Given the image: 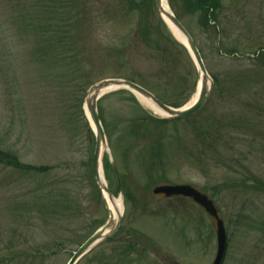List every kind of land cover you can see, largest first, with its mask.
Wrapping results in <instances>:
<instances>
[{"label": "rangeland", "instance_id": "374dc122", "mask_svg": "<svg viewBox=\"0 0 264 264\" xmlns=\"http://www.w3.org/2000/svg\"><path fill=\"white\" fill-rule=\"evenodd\" d=\"M220 2L208 27L181 9L177 16L208 73L224 78L228 88H213L198 112L161 128V157L138 150L143 146L135 143L143 138H120L136 111L129 93L114 89L98 100L108 125L103 156L111 155L129 195L121 196L114 171L104 170L111 191L122 198V221L115 241L102 242L77 264L117 257L127 240L139 242L129 254L131 264H211L216 233L210 218L191 198L151 192L165 183H190L214 199L227 235L222 264H264V76L255 79L253 69L256 54L264 51V0ZM159 17L153 0H0V147H11L24 163L50 167L25 175L0 164V259L21 251L16 264H66L106 220L91 181L94 137L79 104L93 82L129 77L142 85L158 83L170 105L192 98L196 67ZM144 19L153 31L147 36L141 32ZM40 35L57 54L54 66L33 59ZM240 73L251 78L238 85ZM39 179L64 180V193L75 204L57 203L68 207L58 214L59 205L39 192ZM63 229L71 232L62 240Z\"/></svg>", "mask_w": 264, "mask_h": 264}, {"label": "water", "instance_id": "95a60500", "mask_svg": "<svg viewBox=\"0 0 264 264\" xmlns=\"http://www.w3.org/2000/svg\"><path fill=\"white\" fill-rule=\"evenodd\" d=\"M164 3H166L164 7ZM156 7L161 18L170 27L176 38L186 47L189 55L198 72V76L202 78V84L198 91L196 99L185 105L174 107L161 101L154 93L142 85L120 77H107L93 82L87 89L83 97L84 114L89 122L90 129L94 135V150L92 158V170L94 178L99 189L102 201L108 213L106 221L90 234L71 254L66 264H76L83 256L96 247L100 242L106 240L114 234L119 228L123 216L122 198L119 197L122 208L116 214H112L108 208L106 196L107 192L110 199L116 198L110 191L107 181L104 177L102 165V156L105 147L108 148V141L102 122L98 114L97 101L106 92L114 89H127L131 91L138 99L146 102L155 111H159L164 118L181 119L191 116L198 112L206 102L213 88V79L208 73L204 64L201 53L185 26L177 18L167 3V0H155ZM110 154V153H109ZM110 157V156H109ZM112 166L115 169L116 165L110 157ZM152 193L160 197L186 196L190 197L194 202L199 204L208 217L210 218L216 233V252L211 264H222L224 259L227 235L224 220L220 214V210L215 201L209 195L193 184L190 183H165L158 184L152 187ZM122 196V193H121Z\"/></svg>", "mask_w": 264, "mask_h": 264}, {"label": "trees", "instance_id": "16d2710c", "mask_svg": "<svg viewBox=\"0 0 264 264\" xmlns=\"http://www.w3.org/2000/svg\"><path fill=\"white\" fill-rule=\"evenodd\" d=\"M170 3V6L174 9L175 13L178 15L180 9L186 13V14H194L198 17V21L202 26L208 27L209 25H214L217 19V15L219 10H221L222 6H221V2L220 0H168ZM25 17V14H22ZM179 17V16H178ZM160 22L164 25V27L166 28L167 32L169 33L170 36V40L172 42H175L173 44H175V46L179 47L180 50L183 51L184 55H186L188 58H190L189 53L187 51V49L185 48V46L183 44H181L178 40H176V38L172 35V33H170L169 28L167 27V25L162 21L161 18ZM142 29L141 32L147 36L152 34V27L150 26V23H148L145 19L144 21H142ZM27 27H30L31 24H27ZM46 28V27H45ZM49 29L46 28L45 32L48 31ZM43 33V31H42ZM47 34V33H46ZM40 37L42 38V35L39 36V38H37V40L35 41V46L34 48L32 47V55H37L35 56L33 59L35 62H40L42 64H49V66H54L58 63V58H57V54L50 52V49H46V47L44 46V42L42 43V39L41 41H39ZM39 43L41 45H39ZM47 46H49V44H47ZM169 46H171L169 44ZM50 47V46H49ZM167 49V46H166ZM254 66L253 69L255 72H257L255 79L257 78H261L262 76H264V51L259 52L258 55L256 54V60L254 62ZM45 70H47V67H42ZM44 72V71H42ZM252 72V71H251ZM246 77L251 78L250 75H247L246 73L242 76V73L237 74L236 78H235V83L239 84H243L242 81L246 80ZM50 78V77H49ZM185 78V77H184ZM182 78V80L184 79ZM213 81H214V87H220L223 91L228 88L226 87V80L224 78H219L215 75H212ZM46 79V78H44ZM51 80H53L54 78L51 77ZM232 83H234V80L232 81ZM146 85V84H144ZM148 88L153 89L156 91L157 96L162 99L163 101H166L168 103H171L168 101L166 94H165V89H163L162 87H159L160 85H158V83H152L151 85L147 84ZM146 85V87H147ZM232 87H234L232 85ZM119 91H125L127 93H129V95H127V98L129 100H131V102L134 104V106L136 107L134 111L135 113L133 115H130V117L126 120L127 122V128L124 130V132L122 134H120V138L123 137L124 135H128L132 137V140L135 142H137L140 138H143L142 143H135L136 146H143L141 147V149H138L139 151H142V149H146L148 150L149 154L155 158H158L159 156L161 157V150L164 148V143H163V137H164V133L161 131L162 127H165V125H167L168 123H172L175 124L179 121H182L184 119H188L189 117H185L183 119H178V120H174V119H168V118H162L159 117L155 114H153L151 111L149 112L148 109H146L137 99L136 97L129 91L125 90V89H121ZM86 91H84L81 100H80V111L82 113V116L84 118L85 121V125L88 129L89 132V136L90 139H92V131L89 129V124L88 121L85 117L83 108H82V101H83V96L85 94ZM172 104H176L178 105V103L173 102ZM64 106H66V104H64ZM100 112V111H99ZM138 112H141L138 113ZM103 123H104V128L106 129L105 131H108V125L107 122L104 120V118H102ZM93 140V139H92ZM140 144V145H138ZM135 146V147H136ZM145 146V147H144ZM92 158V156H91ZM92 161V159H91ZM0 164L2 165H7L10 166L13 169H16L18 172L23 173L25 175H28V173H44L47 172L49 170V166L47 165H32V164H27L24 163L23 161H21L20 156L15 152L14 149H12L11 147H0ZM103 164H104V169L106 174L109 173L110 170L112 169L111 163L108 159L107 156H105L103 158ZM90 172L92 173V166L90 168ZM93 174V173H92ZM256 178V177H255ZM46 179H39L38 182L40 183V189L39 192L43 193V196H48L51 198V201H55L56 203L54 204V206H58L59 204L57 203H69L71 206L75 204V201H69V199L66 197L67 193H64L66 190V187L61 184L64 182L63 181H58V180H54L53 182H46ZM91 181L94 182V185L96 187V183H95V179H91ZM60 185V188H57V185ZM121 184V188L122 191L125 192V195H129L128 192H126L123 184L120 182ZM97 188V187H96ZM57 190H59L57 192ZM98 190V189H97ZM119 190V185H117V191ZM36 192V191H35ZM59 193H64V198L61 199L59 198ZM114 193V192H113ZM99 194V192H98ZM115 194V193H114ZM100 196V194H99ZM60 206V207H59ZM57 210H60L58 214H61V208H66L68 209V207L66 205H59ZM53 208V207H52ZM71 231H69L68 229H63L60 232V238H62V240L68 236V234ZM116 235L117 233L113 234L112 236H110L109 238L106 239V241H115L116 240ZM105 242V241H104ZM57 246H59V243H57ZM144 247V246H143ZM139 248V242H134L132 240H127L124 243V247L121 248V250L119 249V253L116 254L118 255L117 257H114V255H112V257H108L107 259H105L104 257H97L94 260V264H131L134 262H131V258H129V254L134 252V251H138L137 249ZM143 251L147 250L145 247L142 248ZM142 251V253H143ZM23 254H26V252L24 251ZM4 256V255H3ZM21 256V251H15V253L9 255V257H4L2 259H0V264H16L17 259H15V257H20ZM5 258H8V260H6ZM25 264V262H22V264ZM34 264V263H33ZM39 264H43V263H39Z\"/></svg>", "mask_w": 264, "mask_h": 264}, {"label": "bare ground", "instance_id": "6f19581e", "mask_svg": "<svg viewBox=\"0 0 264 264\" xmlns=\"http://www.w3.org/2000/svg\"><path fill=\"white\" fill-rule=\"evenodd\" d=\"M163 5H164V7H165L166 3H164ZM201 84H202V78L199 77V79H198V83H197L196 91H195V93L193 94L192 98L190 99L189 103L193 102V101L196 99ZM146 102L148 103L149 101L147 100ZM158 112H159V111H158ZM104 195L106 196L107 205H108V208H109L110 212H111L112 214L115 215L116 212H117L119 209L122 208L121 203H120V199H119V198H114L113 200L110 199L109 196H108V194H107V192H105V191H104Z\"/></svg>", "mask_w": 264, "mask_h": 264}, {"label": "flooded vegetation", "instance_id": "af4514ba", "mask_svg": "<svg viewBox=\"0 0 264 264\" xmlns=\"http://www.w3.org/2000/svg\"><path fill=\"white\" fill-rule=\"evenodd\" d=\"M155 4V3H154ZM148 7H149V5H148ZM148 10V9H147ZM177 197V196H176Z\"/></svg>", "mask_w": 264, "mask_h": 264}]
</instances>
